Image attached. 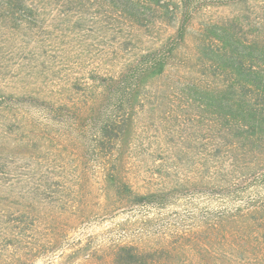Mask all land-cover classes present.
Wrapping results in <instances>:
<instances>
[{
    "label": "rangeland",
    "instance_id": "1",
    "mask_svg": "<svg viewBox=\"0 0 264 264\" xmlns=\"http://www.w3.org/2000/svg\"><path fill=\"white\" fill-rule=\"evenodd\" d=\"M162 2L0 0V264H264V135L215 36L264 47V0Z\"/></svg>",
    "mask_w": 264,
    "mask_h": 264
},
{
    "label": "trees",
    "instance_id": "2",
    "mask_svg": "<svg viewBox=\"0 0 264 264\" xmlns=\"http://www.w3.org/2000/svg\"><path fill=\"white\" fill-rule=\"evenodd\" d=\"M130 3L136 1H144L146 3L155 4L160 6L163 4L162 0H129ZM185 7L192 6L191 0H181ZM209 3L214 4L217 0H208ZM16 2L22 5V0H9V7ZM144 5V4H143ZM129 7V6H128ZM127 6L125 9H130ZM133 11V8L131 9ZM138 15V14H136ZM220 28L219 30H223ZM217 41L222 44L221 50L223 55L220 59H225V65L228 66L230 73L234 76V83L230 86V91L237 94V98L232 93H228L227 100L229 104V116L235 122H238L242 127L244 126L248 131H255L256 136L264 135V112H258V106H255L250 97L243 95L244 91L250 94L264 97V47L260 48L255 43L246 44L236 37L227 39L219 34H215ZM233 38V39H232ZM227 63V64H226ZM163 62L156 64L154 70L157 71L156 75L160 74L163 70ZM240 93V94H239ZM212 98V95H209ZM214 99V98H212ZM219 100L221 96H218ZM112 128V129H111ZM104 137L114 136L113 126L106 125L102 128ZM254 142V141H250ZM124 193H131L126 186H123ZM141 201H147L148 197L140 198ZM145 203V202H144ZM140 259L131 248H123L122 256L119 260L137 263ZM145 259L142 257V260Z\"/></svg>",
    "mask_w": 264,
    "mask_h": 264
}]
</instances>
